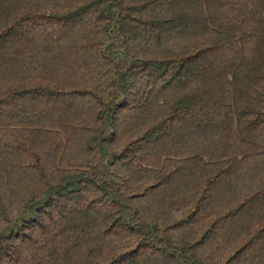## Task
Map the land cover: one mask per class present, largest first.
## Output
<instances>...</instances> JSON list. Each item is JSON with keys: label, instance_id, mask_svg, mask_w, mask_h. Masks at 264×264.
Segmentation results:
<instances>
[{"label": "trees", "instance_id": "obj_1", "mask_svg": "<svg viewBox=\"0 0 264 264\" xmlns=\"http://www.w3.org/2000/svg\"><path fill=\"white\" fill-rule=\"evenodd\" d=\"M0 264H264V0H0Z\"/></svg>", "mask_w": 264, "mask_h": 264}]
</instances>
